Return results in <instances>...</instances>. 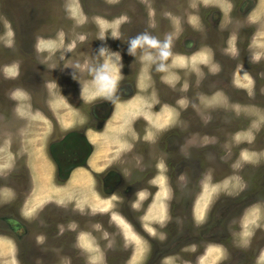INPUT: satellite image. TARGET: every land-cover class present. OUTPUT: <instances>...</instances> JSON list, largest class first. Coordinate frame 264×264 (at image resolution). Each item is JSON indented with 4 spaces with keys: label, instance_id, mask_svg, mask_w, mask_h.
<instances>
[{
    "label": "rangeland",
    "instance_id": "obj_1",
    "mask_svg": "<svg viewBox=\"0 0 264 264\" xmlns=\"http://www.w3.org/2000/svg\"><path fill=\"white\" fill-rule=\"evenodd\" d=\"M52 1L53 15L46 16L39 28L36 24L41 17L36 16V0H0V264H146L154 258L157 259L152 264H221L226 257L225 248L232 243L225 235V230L230 229L227 217L232 211L241 212L242 207L244 226L241 224L242 229L235 234L240 239L235 251L232 249L230 264L254 262L264 248V227L259 223L264 225V99L254 96L256 86L264 88V0H111L117 1L115 5L105 0H69L67 7V3L60 4L62 0ZM92 14L97 18H91ZM142 33L161 42L171 36V54L164 61L153 62L143 56L145 51L155 53L156 49L138 48L135 57H129L130 78L142 71L138 79L140 94L127 101L128 96L119 99L120 109L108 126L113 132L105 130L108 133H103L100 141L108 142L102 144L104 153L110 145L120 146L116 158L130 151L131 144L122 147V140L136 137L126 131L141 118L158 127L184 124L185 134L201 127L208 136L201 139V156L205 158L203 152L210 151L209 145H213L212 152L220 159L211 161L207 157L186 171L191 176L195 174L197 186L201 185L199 190L190 192L197 198L200 224L208 219L214 201L221 196L223 205L234 204L238 209L226 208L227 217H216L215 225L192 227L188 215H184L187 211L182 213L184 221L176 215L175 207H169L172 192L168 185L173 178L163 163H167V157L162 149L150 145V152H143L135 166L142 168L144 162H149L148 167L152 168L147 155L160 159V173L153 183L154 187H162L160 194L157 192L151 201L147 200L149 190L139 197L141 204L152 203L146 224H151L149 230L157 244L135 236L137 239L133 240L140 252L132 258L123 242L119 244L116 237L107 233L112 227L106 229L102 217H83L89 212V202L94 200L99 210L106 206L103 212H108L106 208L114 204L113 200L83 192L82 188L88 185L87 176L76 174L71 184L67 177L60 178L49 150L55 136L58 138L69 126L81 128L87 115L95 113L93 105L106 97L97 79L105 64L119 77L117 87L121 85L125 67L121 53L128 55L129 40ZM228 36L226 53L249 64L248 69L240 68L241 82L249 95L234 98L237 102L231 100L226 116L213 110L227 103L225 96L210 98L203 88L211 79L204 68L219 70L216 64L220 54H225L222 50ZM36 40L40 54L36 53ZM195 45L199 46L198 52L190 51ZM161 62L166 65L163 72L156 70ZM44 78L50 80L48 89L52 93V102L47 103L49 107L46 104V109H42ZM72 91L83 96V108ZM155 105L162 112L152 116ZM94 115L98 116V112ZM96 125L97 120L90 116V130ZM221 127V131H215ZM155 135L154 132L152 140ZM90 137L102 139L94 134ZM29 176L31 184L27 188ZM188 177L183 180L188 181ZM193 195L184 193V199ZM21 206V214L29 223L23 222L17 229ZM245 207L248 210L244 213ZM47 208L51 209L56 228L67 238H58L55 227L52 233L37 227L35 217ZM71 209L76 211L71 214L78 217L69 214ZM231 218L232 223L236 217ZM173 220L177 222L171 231L169 223ZM127 222L129 225L123 223V227L132 230ZM74 230L77 236L83 235L85 245L82 244L81 252L72 241L76 234L70 232ZM158 248L159 257L149 258ZM205 248L208 252L201 260L200 252ZM196 252L199 257L194 260ZM263 255L254 264H264Z\"/></svg>",
    "mask_w": 264,
    "mask_h": 264
},
{
    "label": "flooded vegetation",
    "instance_id": "obj_2",
    "mask_svg": "<svg viewBox=\"0 0 264 264\" xmlns=\"http://www.w3.org/2000/svg\"><path fill=\"white\" fill-rule=\"evenodd\" d=\"M69 0H62L61 5L66 7L68 6ZM108 4L115 5L116 2H112L111 0H105ZM120 3V2H119ZM36 9H38V12L36 13V16L41 17V21L36 24V27L43 26V20L46 16L53 15L50 11V5L53 4L52 0H36ZM187 9H190L187 7ZM69 9L66 8L65 11H68ZM189 10H187L188 12ZM190 14V13H189ZM144 15V14H143ZM148 13H145L144 16H147ZM89 16V15H87ZM97 18L95 15H91V18ZM245 18H247L246 15H244ZM244 19V18H243ZM41 23V24H40ZM40 25V26H39ZM131 33H129L130 35ZM125 38V36H124ZM229 43V36L227 39V46L222 50H225V54L222 57L220 54L219 61L216 65L219 70L215 71L209 66L204 68L206 75L208 78H211L209 82L204 84V90L208 92V96L210 98H213L217 95H223L227 99V103L224 105H219L218 107L215 106L213 110H220L224 113V115L227 116L228 111L230 109V106L232 105L231 100H234V102H237V97H240L242 94L245 95L246 98H248V92L245 91L246 89L243 88V82H241V79H243L240 76V68L244 67L245 69L249 68V64L247 61H239L238 58H236L234 55L230 56V53L226 51V48L228 47ZM39 40H36L35 47H36V53L40 54L39 52ZM250 46V45H249ZM199 48L198 45L192 46L190 51H196ZM200 52V51H199ZM223 53V52H222ZM123 59H124V74L122 83L119 87L115 89V92L112 94L111 97H105L102 100H100L97 104L93 105L95 107L94 111L95 113L98 112V116L94 115L95 113L91 115H87L88 118H86V121L84 125L81 128H75L73 126H69L65 132H60V136L57 138L55 136V139L53 138L52 143L50 144V156L53 158L54 161V167L55 171L58 174L60 178L67 177V182L69 184L74 183L75 179L74 177L77 175H83L87 176L89 180L87 181V186H85L83 192H94L95 196H101V197H109V200H113L112 205L108 206L109 208H106L108 212L105 211V207L102 206L100 210L96 206V203L94 205V200L86 204V209L91 213L89 215V212H87V216L83 217H89V218H96V217H102L103 221H106V229H108L109 226L112 228L107 231L109 235L112 237H116L117 242L120 244L122 241L125 245V251L129 253L130 257H134L136 254H138L140 251L136 247V242L133 240L137 239V235L143 236L142 238L146 241L157 242L152 237L153 235L150 233V226L151 224H146V216L147 212L149 211V208L152 203L147 204V202H143L141 204L140 196L143 193L150 191L149 197L147 198L148 201L152 200V196H155L157 192L160 194V190L162 187H154L153 183L155 179L157 178L158 174L160 173V159H152V156L147 155V159L150 160L151 164L154 165L152 168L150 166L148 167V163L144 162V166L142 168H137L135 166L137 162V158L139 156L143 155V152L147 153L150 152V145H153L162 149L164 154L167 157V163L163 162L166 165L167 170L169 171L170 175L172 176L173 180L168 185L172 192L171 197V205L169 207L173 208L175 207V210L177 212L176 215H179L180 217H183L185 221V216L188 215L190 224L192 227L197 228H203L207 226L215 225L216 217L218 218L220 215H224V210L226 208L235 209L237 205H223V197L221 196L217 200L214 201V206L212 205L210 214L212 215V218L210 219L209 216L207 217V220H204L200 224L199 220V210L197 211V198L195 195H193V190H199L201 185L197 186V177L194 176L195 174L190 175V173H187V168L193 164L194 162H201V160H205V158L209 157L211 161L214 159L219 160L220 156H217L216 153H213L212 150L215 149L213 145L210 146V151L203 152L205 155V158H203L200 152V145H201V139L208 136L205 134V132H202L203 128L199 127L197 130H187V134H185V127L184 124L182 125H164L163 127H158L153 124H150L148 119L141 118L139 120H136V122L131 126V129L129 131H126L127 133L133 132V134H136V137L122 140V147L128 146L131 144L132 148L130 151L126 152V154H123L122 156L116 158L115 155L119 153L120 146L119 145H110V148L108 152L104 153L106 148H103L102 144H106L108 142H100L103 140L102 134H107L104 131H109L108 126L109 122L111 121L112 117L116 112L119 111L120 108H118V105L120 104L119 99L126 98L127 100H130L131 98H134L136 95L140 94V87L138 79L141 77V70L138 71V73L135 74V78H130V72L128 70L129 65V55H125V53H121ZM252 61H256L255 59H252ZM205 65V64H204ZM206 66V65H205ZM42 70V69H41ZM51 71V70H50ZM61 75V73H60ZM256 77H259V73L255 74ZM137 76V77H136ZM240 76V77H239ZM60 78H57L59 80ZM44 82V92L45 95L43 97L44 102V108L46 109V104L52 102V93L48 89V86L50 84V80L45 79ZM256 81V79H254ZM259 83L257 82V85ZM71 90V89H70ZM254 96H256L258 99H264L263 90L264 88L261 86H256L254 89ZM261 90V92H260ZM50 91V92H49ZM73 95L76 97L78 101V105L85 104V101L83 100V96L81 98L80 93L72 91ZM237 95V96H236ZM124 96V97H123ZM178 98V97H177ZM73 99V100H76ZM47 101V102H46ZM16 102V101H15ZM122 104V103H121ZM199 105V101L195 103L193 106V112H195V106ZM228 105V106H227ZM227 106V107H226ZM47 107L48 104H47ZM48 109V108H47ZM49 110V109H48ZM45 112L44 110H42ZM150 112V111H149ZM160 112H162V108L159 107V105H155L154 109H152V116L158 115ZM226 113V114H225ZM90 116L94 117V119L97 120V125L95 128L90 130ZM151 116V115H150ZM195 116L198 118V116L195 114ZM216 116L214 115L211 123L215 120ZM182 119V117L180 118ZM185 121V117L182 119ZM208 122L210 120H207ZM206 122V121H205ZM209 122V125H211ZM128 127V125H123ZM216 126V124H215ZM152 128L156 130H151ZM228 128H231V126L228 124ZM221 128H218L215 131H221ZM113 132L112 131H109ZM156 133V137L154 140H152V134ZM90 134H94L97 137H102V139L94 140V138L90 137ZM150 136V138H149ZM232 145L234 143H231ZM103 148V149H102ZM222 155V151L220 152ZM125 155V156H124ZM261 158L264 159L263 156ZM207 162V161H206ZM233 164V163H232ZM145 167V168H144ZM176 170V173H175ZM81 171V172H80ZM189 175V177L187 176ZM91 176V177H90ZM188 177V181H184L183 178ZM196 177V178H195ZM27 188H30L31 184V178L28 177ZM86 182V181H85ZM155 191V192H154ZM29 192V191H27ZM184 193H189L190 195H193L191 197H188L184 199ZM158 194V195H159ZM183 199L182 202H180ZM165 201V200H164ZM231 199L229 200V202ZM235 202V201H233ZM26 203V199H23V204ZM93 203V204H92ZM92 204V205H91ZM141 204V205H140ZM117 208H116V207ZM241 206V205H240ZM112 207V208H111ZM242 207V206H241ZM21 208H19V224H16V228H20V226L24 223H29L28 220L21 214ZM49 208V206H48ZM43 211L42 214L35 217L37 227L42 226L43 228H46L48 233H52V230L54 227L56 228L53 218L50 216L51 209L48 211ZM262 208V207H261ZM243 210V207H242ZM241 210V212H242ZM248 210V207H245L244 213ZM70 215H73L72 217H78L77 215L71 214L76 213L74 209L68 210ZM184 211H187V214L184 213ZM231 212V211H230ZM227 212L226 214L230 213ZM241 212H235L232 211V214L228 218L227 221L230 223L229 230H225V235L228 240H230L232 243L225 248V258L222 260L221 264H230L231 263V254L234 250V246H238V240L240 237H237L235 234H237L242 227L244 226V214L241 217ZM82 213V212H81ZM85 214V213H82ZM133 216H132V215ZM235 216L236 219L231 223L232 219L231 217ZM231 218V219H230ZM131 223L132 230H126L123 227V223L126 225L129 223L127 220ZM263 220H264V213H263ZM176 220H173L169 223V229L171 231H174V227L176 225ZM199 226H197V224ZM262 227L264 225L259 222ZM241 224L243 226H241ZM202 225V226H200ZM76 228V227H75ZM101 229V232L104 231L102 227H99ZM54 233L57 235L58 238L65 237L67 238V235L65 233H61L59 231V228ZM62 229V228H60ZM77 229V228H76ZM234 229V230H233ZM77 230L69 231L71 234H76ZM47 236V234H45ZM54 236V235H53ZM128 236L130 238H128ZM136 236V237H135ZM83 235H78L72 239L73 243L77 247V250L81 252L82 250V244L85 245V243L82 241ZM263 243V241H262ZM261 243V244H262ZM260 244V245H261ZM227 245V244H226ZM75 247V248H76ZM220 247L223 248L222 245ZM231 247V249H230ZM210 248V247H209ZM228 248V249H227ZM161 249V248H160ZM160 249L154 250L149 255V258L151 257H159L160 255ZM233 249V250H232ZM235 251V250H234ZM208 252V249L201 250V254L203 257L201 260L206 256V253ZM264 248L256 255L255 261H258L259 255H263ZM199 253H195V259L197 260ZM157 258H154L147 262L146 264H152L155 262ZM200 260V261H201ZM252 262L251 264L255 263ZM208 262V261H207Z\"/></svg>",
    "mask_w": 264,
    "mask_h": 264
},
{
    "label": "clouds",
    "instance_id": "obj_3",
    "mask_svg": "<svg viewBox=\"0 0 264 264\" xmlns=\"http://www.w3.org/2000/svg\"><path fill=\"white\" fill-rule=\"evenodd\" d=\"M171 44V36L165 38L163 42L157 40L155 37H152L146 33H142L133 37L129 40L127 54L129 56L135 57L136 50L138 48L144 49H156L155 53L151 51H145L143 59L148 61L166 60L169 55L171 54L169 51ZM103 52V49L101 50ZM118 55V53H113ZM157 71H165L166 65L161 62L157 65ZM98 81L101 83V93L104 94L106 97H111L112 94L115 92V89L118 84L119 77L115 75L108 64H105L100 69V74L97 77Z\"/></svg>",
    "mask_w": 264,
    "mask_h": 264
},
{
    "label": "bare ground",
    "instance_id": "obj_4",
    "mask_svg": "<svg viewBox=\"0 0 264 264\" xmlns=\"http://www.w3.org/2000/svg\"><path fill=\"white\" fill-rule=\"evenodd\" d=\"M118 69H119V68H118ZM116 70H117V69H116ZM118 71H119V70H118ZM116 72H117V71H116ZM169 78H170V77H168L167 80H169ZM170 80H171V79H170ZM167 82H168V81H167ZM169 82H170V81H169ZM146 87H147V86H146ZM100 89H101V88H100ZM100 89H99V90H100ZM154 92H155V91H154ZM154 100H155V99H154ZM154 100H152V101H154ZM154 103H155V101H154ZM166 109H167V108H166ZM166 109H164V111H165ZM123 111H124V110H123ZM166 111H167V110H166ZM147 114H148V113H147ZM125 154H126V153H125ZM5 161H6V160H5ZM5 165H6V163H5ZM3 167H4V166H3ZM165 191H166V190H165ZM165 193H166V192H165ZM205 195H206V194H205ZM161 201H162V200H160L159 203H161ZM159 203H158V204H159ZM162 203H163V202H162ZM159 205H160V204H159ZM161 205H162V204H161ZM157 206H158V205H157ZM163 206H164V205H163ZM163 206H162V207H163ZM198 206H199V205H198ZM198 208H199V207H198ZM198 208H197V209H198ZM162 209H163V208H162ZM157 217H158V216H157ZM256 218H257V217H256ZM246 219H247V218H246ZM157 220H158V218H157ZM245 231H246V230H245ZM247 235H249V234H247ZM247 235H246V236H247ZM244 236H245V235H244ZM244 238H245V237H244ZM209 253H210V252H209ZM233 256H234V255H233ZM208 257H209V256H208ZM262 258L264 259V255H263ZM262 261H264V260H262Z\"/></svg>",
    "mask_w": 264,
    "mask_h": 264
}]
</instances>
